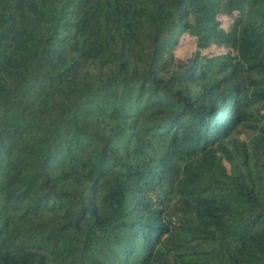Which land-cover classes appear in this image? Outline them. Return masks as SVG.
I'll list each match as a JSON object with an SVG mask.
<instances>
[{
    "label": "trees",
    "instance_id": "1",
    "mask_svg": "<svg viewBox=\"0 0 264 264\" xmlns=\"http://www.w3.org/2000/svg\"><path fill=\"white\" fill-rule=\"evenodd\" d=\"M0 264H264V0H0Z\"/></svg>",
    "mask_w": 264,
    "mask_h": 264
}]
</instances>
